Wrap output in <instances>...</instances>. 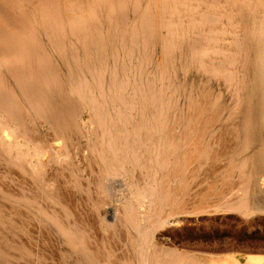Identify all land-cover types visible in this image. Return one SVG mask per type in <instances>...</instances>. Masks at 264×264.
Wrapping results in <instances>:
<instances>
[{
    "label": "bare ground",
    "instance_id": "1",
    "mask_svg": "<svg viewBox=\"0 0 264 264\" xmlns=\"http://www.w3.org/2000/svg\"><path fill=\"white\" fill-rule=\"evenodd\" d=\"M220 18L223 19L221 24L219 23ZM221 26L222 29L219 28ZM222 34L224 35L222 36ZM225 40L229 42H225ZM178 69L185 74L195 73L197 78L200 77L203 80L206 78V83L200 82V86L201 84L202 86H198V92L193 94L192 85L190 87L192 93L188 94L187 92V100L185 99L187 112L183 108V111L187 113L185 116L179 110L181 104L178 106V100H180L179 95L181 94L179 91L186 92L188 88H183L186 84L177 86L175 76ZM183 77L186 76L183 75ZM213 78L223 83V86L229 90L232 100L236 102L235 106L228 107L229 118L227 116L224 118L225 109L217 110L214 107L216 105L215 102L213 103L215 95L210 91V83ZM185 83L187 82L185 81ZM181 100L183 101L182 98ZM228 103L225 105L228 106ZM241 104L246 106L243 119L241 118L243 126L240 127L241 132L239 131V133L241 134H239V127L236 129L239 123L235 125L231 120L237 116L240 117L238 110ZM258 108L262 111L259 115L261 119L258 120L262 122L264 131V0H0V164H3L7 171L16 172L18 177L29 178V184L32 182L31 180L35 181L33 185L34 183L38 184L37 181H41V186L38 184L39 188L45 190L48 188V192L53 195H58L59 189H56L58 185L62 188L65 186L58 183V181L61 183V178H64L63 180L72 179L77 184H81L80 181L83 172H85L81 164L86 161L87 168L94 171L92 172L90 169L87 171L86 168V172H92L91 174L93 176L96 174V177L94 180L89 181L88 178V181L85 180L86 186L82 184L85 186L83 192L86 190L90 195V185L95 184L102 200L106 202L114 198L112 197L113 193L109 191L112 181L117 188L125 186L124 189L130 190V197L133 200L123 201L119 215H117L116 209L114 210L109 205L113 201L106 202L105 216L114 218L115 223L113 220L112 223L115 224V228L121 227V222L136 232L137 236L131 238L126 233L124 234L130 239L129 244L132 249L134 247L133 255L136 254L134 256H138L142 264H147V262L148 264H191L187 262V256L181 254L180 251L178 253L176 249H161L155 247L154 244L152 246L155 248L150 247L155 233L159 236L161 233L163 237L164 229L167 226L185 223L187 215L229 210V207L232 210L235 209L236 212L245 213L249 210L245 194L237 197L235 202L231 201L233 196L231 199L229 198V183L234 179V173H237L239 177L236 176L239 191L242 188L245 190L247 185L245 190L247 192L249 186H252L250 181L253 173L244 175L245 163L240 165V168L238 162L237 165L228 163L224 177L219 180L218 177L217 180H211L209 183L205 181V184H200V186L203 185V188L197 186L194 191L191 189L193 185L191 175L202 165H211V163L218 165V161L222 162L220 160H223L229 152L227 150H231L232 142L227 143L231 129L236 131V139L240 140L241 137L243 148L246 150L252 141L253 126L257 119L254 118V115L258 116L259 113H256L259 111ZM86 114L87 121H85ZM256 130L258 131L257 128ZM234 138L231 136V140ZM233 142L237 143V140ZM225 143L229 145L228 149L224 147ZM233 145L232 148L235 146ZM221 146L224 147L223 150ZM219 147L222 151L218 150ZM257 155V159L263 163L264 167V150ZM229 159L232 161L231 158ZM238 159L240 160V158ZM247 159L249 160L246 158V161H248ZM253 160L254 158L250 161ZM255 166L254 169H256ZM206 167L204 166L205 169ZM215 169H212V172ZM244 170L247 171L245 168ZM254 171L257 172V170ZM50 172L53 174L52 177L49 175ZM201 173L198 172V175L201 176ZM208 173L207 171L206 175ZM86 175L88 176L87 173ZM198 175L197 177H200ZM212 175L214 174L212 173ZM4 176L5 174L0 176V196L2 195L4 199L21 201L26 204V208L27 205L32 208L37 207L39 197L37 200H33L30 195L27 197L25 192L15 193L19 190L18 188H16L17 190L12 188L16 190L13 192L8 187L11 183L7 182L9 176L6 180L8 185H5L6 176ZM89 178L91 177L89 176ZM3 179L4 181H2ZM69 180L67 181L71 184ZM10 181L16 180L13 178ZM17 181L22 182L20 179ZM258 182L257 184H259ZM12 183L14 184V182ZM82 185L78 188H82ZM220 185L222 186L219 187ZM19 187L23 188L22 185ZM35 188L38 186L35 185ZM78 188L76 187L77 190ZM56 190L58 191L56 192ZM61 190L65 189H60L59 195ZM91 190L93 191V188ZM126 193L128 194V191ZM71 194L73 192L68 196L70 197ZM96 195L98 196V194ZM35 197L37 196L35 195ZM64 197L67 201V197ZM73 197L70 199L73 200ZM84 198L86 200L87 197ZM55 200L61 201L56 198ZM72 200L68 201V205L69 202H72L73 205L77 204L78 200L75 203ZM96 202L100 204V202ZM5 203L4 206H6ZM52 203L50 204L52 205ZM9 205L13 212L15 208L12 209L11 203ZM13 206L15 207L16 204ZM95 206L98 207V204ZM26 208H22V211H25ZM64 208L69 211V207ZM43 209L39 208L38 213L43 212L42 215H44L45 209ZM46 209H50V207ZM54 209L57 210L55 207ZM58 209L60 210V206ZM63 209L61 208V211ZM9 210L2 211L0 209V212H10ZM46 211L51 212L52 210ZM80 211L83 216L84 213L82 210ZM55 212H47L44 216L47 215V218H50L48 220L56 223L60 218H57L59 215L56 213V216ZM74 212L73 215L76 214V211ZM26 213L27 211H25ZM89 213H87L88 216ZM64 214L66 215V213ZM31 216L29 217L32 219ZM62 216L60 214V217ZM105 216L104 218H107ZM4 219L1 215L0 221L7 223V219ZM76 219L78 218L76 217ZM59 221L61 222V219ZM69 221L72 222L71 219ZM25 222L21 224L24 225ZM83 223L86 225L85 222ZM15 224H17L16 221ZM52 224L54 225V222ZM64 224L68 223L64 222ZM2 225L4 227V223ZM2 225L0 224V227ZM61 225L63 226L62 222ZM96 226L98 228V224ZM104 226L106 228V225ZM45 227L49 229V226ZM64 227L67 225L62 228ZM90 227L93 226L90 225ZM120 227L118 228L120 229ZM15 229L21 231L19 227ZM93 229L98 232L96 227ZM121 229L123 228L121 227ZM76 230L78 233L80 232L78 228ZM99 230L101 229L99 228ZM67 231L69 233H66ZM67 231L63 234H68L66 237L74 245L81 244L82 248H85L92 242L89 241L91 237L87 236L83 230L79 235L74 234V231ZM120 232L122 230L118 233ZM21 233L15 234L14 231L10 236H17ZM118 233L114 232L116 236ZM121 234L120 236L124 237V234ZM10 236L9 239L12 240L11 238L14 237ZM20 236L19 238H21ZM0 237L2 238L1 235ZM4 237L5 235H3ZM109 237L111 238V236ZM67 238L66 240H68ZM96 238L98 240L97 236ZM103 238L107 239L106 236ZM124 238L126 239V237ZM9 239L7 238V241H10ZM125 239L122 238L123 241ZM16 240L19 239L15 237L13 242ZM35 240L37 242L38 239ZM10 242L12 243V241ZM6 243L8 244V242ZM117 243L119 244V242ZM33 244L31 243V245ZM202 244L204 245V243ZM194 247L196 248V245ZM18 248L21 250V247ZM201 248L198 247L199 251ZM219 248L220 246H214L209 250L212 252ZM7 250L0 249V254L4 255V251L7 253ZM236 250L238 249L236 248ZM26 251L28 250L26 249ZM26 253L23 255L22 251V256L18 255L22 258L27 256ZM113 253L117 255V252L113 251ZM212 253L214 254L212 255ZM212 253L208 257L217 258L216 253ZM73 254L74 258H72L75 259L78 255ZM92 254L98 259L101 256L98 252L94 254L92 251ZM107 254L111 253L107 252ZM6 255L8 256V253ZM18 255L16 253L17 257ZM69 257L67 256L68 259ZM41 258L43 259V257ZM88 258L90 257L88 256ZM121 259L122 263L123 259ZM124 259L126 260V258ZM244 260L243 264H264V258L258 255L248 256ZM14 261L10 263L14 264ZM59 261H62V258ZM59 261L58 264L61 263ZM114 261L113 263L116 262ZM91 262L93 263V261ZM131 262L135 263L134 260ZM21 263L26 264V261ZM127 264L130 263L127 262Z\"/></svg>",
    "mask_w": 264,
    "mask_h": 264
},
{
    "label": "rangeland",
    "instance_id": "2",
    "mask_svg": "<svg viewBox=\"0 0 264 264\" xmlns=\"http://www.w3.org/2000/svg\"><path fill=\"white\" fill-rule=\"evenodd\" d=\"M223 18V17H222ZM222 18H220V20H219V23L221 24V23H223V19ZM220 29H222V26L221 27H219ZM221 34V33H220ZM224 34H222V36H223ZM229 42L228 40H225V42ZM179 70V69H178ZM183 75L184 76H186V77H183ZM182 79H181V78ZM175 78H176V80H175V82H176V84H177V86L178 85H184V84H186V85H184L183 86V88H188V90L186 91V92H184V91H179V93H181L180 95H179V99L180 100H178L179 102H178V106L180 105V107H179V110H180V112L185 116V115H187V99H186V94H187V92H188V94L191 92V85H192V89H193V94H195V92H198V88L199 87H201L202 86V84H201V86H200V82L201 83H206V78L203 80V79H201L200 77H196L195 76V73H191V74H185V73H183V72H181V70H179L178 72H177V75L175 76ZM193 79V80H192ZM185 81L187 82V83H185ZM192 82V83H191ZM190 83V84H189ZM188 85H190V86H188ZM199 86V87H198ZM197 88V89H196ZM213 88L215 89L214 91H213ZM224 90H223V89ZM195 89V90H194ZM210 91H211V93H213L214 95V100H213V103L215 102V104L216 105H214V107H215V109H225V116H224V118H226V116L228 117L229 115V108H231V107H233V106H235V101L234 100H232V96H231V94L229 95V90L226 88V87H224L223 86V83L221 82L220 83V81L219 80H215V78H213L212 80H211V83H210ZM218 91H220V92H218ZM183 92V93H182ZM192 93V92H191ZM215 93H217V94H215ZM220 94V95H219ZM224 95V96H223ZM225 95H227V96H225ZM184 96V97H183ZM216 96H219L220 98H217ZM230 96V97H229ZM222 97V98H221ZM225 97V98H224ZM181 98L183 99V101L181 100ZM228 98V99H227ZM186 99V100H185ZM222 99H224V100H222ZM231 100H232V102H231ZM186 101V103H184ZM219 101V102H218ZM223 101V102H222ZM229 102V103H228ZM220 103V104H219ZM228 103V106H226L225 104H227ZM186 104V105H185ZM233 104V105H232ZM183 105V106H182ZM186 106V107H185ZM220 108H219V107ZM241 107H239V110H238V112H239V115H240V117L239 116H237V117H235V118H237V119H235V118H233V120H231V122L233 123V124H238L239 123V126H237L236 127V129H238V127H239V129H238V133H239V131L241 130L240 129V127L242 128V126H243V121H241V118L244 116V114H245V106L246 105H243V104H241L240 105ZM229 107V108H228ZM185 109V111H183L184 109ZM242 110V111H241ZM258 110L260 111V109L258 108ZM241 111V112H240ZM256 112V113H259L258 114V116H257V114L256 115H254V118L256 119V120H258V119H261L260 117H259V115L262 113V111H260V112ZM88 116H87V114L85 115V121H87L88 120V118H87ZM229 118V117H228ZM227 118V119H228ZM243 119V118H242ZM239 120V121H238ZM255 120V122L256 123H254V126H253V134H252V141H251V143L249 144V147H247L246 148V150H245V148H243V145H242V140H241V137H240V140L239 139H236V131L234 130V129H231L232 131L231 132H229V142H227L228 144L230 143V141L232 142V144H230L231 145V150H233V151H231L230 149L229 150H227V151H229L230 152V155H229V152H228V154L226 155V157H224L223 158V160H220V161H222V162H217L218 163V165L216 164V163H211V165H207V164H205V163H203V164H205L204 166L206 167V169L204 168V166L202 165L201 167H203L202 169H201V167H200V169H196L195 170V173H193L191 176L193 177H191V181H192V183H193V185L191 186V189H193V191H194V189L195 188H197V186H199L200 188H203V185H201L200 186V184H205L206 182L205 181H207V183H209V181H211V180H217V178H218V180L221 178V177H224V171H225V168H226V166L228 165V163L230 164V163H232V164H235V165H237V162H238V167L240 168V165H244V163H245V165H244V168L247 170V171H245L244 170V168H243V172H244V175L246 176V174L247 175H251L252 173V180L250 181V185H252V186H249V188H248V190H247V192H245V190H246V188L248 187L247 185H246V187H245V190H244V188H242L241 190H243V191H239L238 190V179H236V176H237V178H239L238 177V175H237V173H234V175H233V178L234 179H232L231 181H230V183H229V198L231 199L232 197L231 196H233V199H231V201H234V200H236L237 199V197H240V196H242L243 194H245L246 196H247V198H246V203H247V206H248V211H246L245 213H243V212H241V211H237L236 212V210L234 209V210H232V209H230V207H229V210L228 209H226V210H221V211H217V212H212V213H210V212H203L202 214L201 213H199V214H194V215H192L193 216V218L191 217V215H187L186 216V219H185V223L184 222H182V223H180V224H176V225H174V224H171L170 226H167L165 229H164V233H163V237L161 236V233H160V236L162 237V240L160 239L161 237L159 236V234L157 235V233H155V236L152 238V244L150 243V247L152 248L153 246V244L154 245H156L155 247H157V248H161V249H164V248H173V249H176L177 250V252L178 253H180L181 252V254H185L184 256H187V262H190L191 264H243V263H245V260L244 259H246L248 256H260L261 258H264V167H263V163H261L260 162V160L259 159H257V157H258V155L257 154H259V152H261L262 150H264V131H263V126H262V122L261 121H259V122H261L260 124H259V122L258 121H256ZM225 121H227V120H225ZM225 121H223V122H225ZM236 121V122H235ZM228 122V121H227ZM235 122V123H234ZM222 124V123H221ZM262 126V127H261ZM256 128L258 129V131L256 130ZM262 129V130H261ZM234 131V132H233ZM261 131H262V134H261ZM218 132V130L216 131V133ZM235 133L234 135H233V133ZM241 132V131H240ZM220 134V133H219ZM230 134H231V136H233V140H231V136H230ZM239 134H241V133H239ZM263 136V137H262ZM261 137V138H260ZM254 139V140H253ZM261 139V140H260ZM263 139V140H262ZM235 140H237V143L236 142H233V141H235ZM260 141H261V143H260ZM238 142H239V144H238ZM233 143H236V145L234 146L233 145ZM257 143H260V144H257ZM226 145V143L225 144H223L224 145V147L226 148V149H228V147H229V145ZM256 144H257V146H256ZM232 145L234 146L233 148H232ZM254 145V146H253ZM259 145V146H258ZM238 146H240L239 148H238ZM224 147H222L221 146V148H222V150L224 149ZM259 147V148H258ZM217 148V147H216ZM221 148L219 147L218 148V150H220V151H222L221 150ZM235 148H236V150H235ZM240 150V151H239ZM259 150V151H258ZM253 151H255V152H253ZM258 151V152H257ZM233 152H234V154H233ZM244 152V153H243ZM245 152H247V153H245ZM239 153V154H238ZM251 153V154H250ZM252 154H253V156H252ZM255 154V155H254ZM228 155H229V157H228ZM237 155V156H236ZM246 157H245V156ZM248 155H249V157H248ZM228 157V159L226 160V158ZM229 158H231V160L232 161H229L230 159ZM238 158H240V160L238 159ZM245 158V159H244ZM246 158H249V160L248 161H250V160H252L253 158H254V160L253 161H250V162H248V161H246ZM251 158V159H250ZM256 159V160H255ZM258 160V161H257ZM225 161V162H224ZM256 161V162H255ZM240 162V163H239ZM242 162V163H241ZM252 162V163H251ZM85 163H87V161L85 162ZM85 163H82L81 164V167H83V170L86 172V168H87V166L85 165ZM222 163V164H221ZM256 164V166H255V164ZM220 164H221V168H220ZM224 164V165H223ZM1 165V169L0 170H2L3 172L1 173V171H0V176H3L4 174H5V176H6V178H5V183H6V180L8 179L7 177L9 176V179L7 180V182H11V183H9V185H8V183H6L5 185H8V187L13 191V192H15L17 189L16 188H18L19 190H17L15 193H19V192H25L26 194H27V197L30 195L31 196V198L33 199V200H37V198L39 197V201H38V205H40L39 207H38V205H37V207L36 208H32V207H29L28 205H27V208H26V204L25 203H23V202H21V201H17L16 199H7V198H5L4 199V197L1 195L0 196V200H2V201H0V209L2 210V211H5V210H9L10 208H11V206L9 205L10 203H11V205H12V209L13 208H15V209H13L14 211L12 212L11 211V209L9 210L10 212H0V216L2 215V218L4 219V217H5V219L4 220H6L7 219V223H5V221L3 222L4 223V227H3V223L0 221V224L2 225L1 227H2V229H1V227H0V230L2 231H0V235L2 236V238L0 237V246H2V247H0V249H5V250H7V253H8V256L6 255L7 253H6V251H4L5 252V256L4 255H1L0 254V263L1 264H12V263H10V262H12V261H14V264H25V263H21V262H24V261H26V264H28L29 262L31 263V264H58V261L62 258V261H59V262H61V263H59V264H66L67 262L70 264H79V262H80V264L82 263V264H102V263H104V264H127V262L128 263H133V262H131V261H133L134 260V262L135 263H133V264H142V261H140V259H139V257L137 256H134V255H136V254H134L133 255V253H135V250H134V247H133V249H132V246L129 244V240L130 239H128V236H130V238L131 237H133V236H137L136 235V232H134L129 226H127V225H125L124 223H121L120 222V225H121V227L123 228V229H121V227L120 226H117L116 228H115V221L113 220L114 218H110L109 216H105V207H106V202H110V201H113L112 203H109V205L116 211V212H118L117 213V215H119V212H120V210H121V207H122V204H123V201H126V200H133V199H131V195H130V193H129V191L130 190H128L127 188L126 189H124L125 188V186L123 187V188H121V187H116L115 185H114V181H112L111 182V186H110V188H109V191L111 192V193H113L112 194V197H114L113 199H111V200H109V201H104V200H102L103 198H102V196L100 195V193L98 192L99 191V189H98V191H97V187L95 188V184H93V186L92 185H90V191H91V194L89 195L87 192H86V190L83 192V190H84V187L86 186V184H84V182L86 183V181H88V179H89V181L90 180H94V178L96 177V174H94V176L91 174L92 172H94L91 168H89L90 169V171H92V172H86L87 174H88V176L86 177L85 176V172H83L84 174H83V176H82V179H81V181H80V185L79 184H77V182H74L72 179L71 180H69V179H65V180H63L62 178H61V183H60V181H58V183L60 184V185H62V186H64V187H66V188H62V187H60L59 185L56 187V189H59V191H60V189H65L69 194L70 193H72L73 192V194H71L70 195V197L68 196L69 194L65 191V190H61V193H60V195H59V191L58 190H56V192L58 191V195L57 194H55V195H53L52 193H50V192H48L49 190H48V188H46V190L43 188V189H41V188H39V185L41 186V184H42V182L40 181H37L38 182V184L37 183H34V185H33V182H35V181H33V180H31L30 182V184H29V178L28 179H26V178H22L23 176H20V177H18L19 175H17L16 174V172H10L9 170L7 171V168H4V165L3 164H0ZM3 165V166H2ZM83 165V166H82ZM248 165V166H247ZM209 166H210V168H209ZM252 168H251V167ZM254 166H255V168L256 169H254ZM258 166V167H257ZM215 167H216V169H215ZM263 167V168H262ZM208 168V169H207ZM260 168V169H259ZM4 169V170H3ZM88 168H87V171L89 170ZM212 169L214 170L215 169V171H216V173H215V171H213L212 172ZM258 169H259V172H258ZM199 170V171H198ZM204 172H203V171ZM211 170V171H210ZM218 170H220V171H218ZM254 170H257V172L256 171H254ZM12 171V170H11ZM201 171H202V173H204L203 174V176H202V173H201ZM206 171V172H205ZM207 171L210 173L211 172V174H207L206 175V173H207ZM218 171V172H217ZM198 172L199 173H201V176H200V174L198 175ZM219 172H220V175H219ZM236 172H237V170H236ZM250 172V173H249ZM11 173H13V174H11ZM15 173V174H14ZM212 173L214 174V175H212ZM222 173V174H221ZM198 176H200V177H197V175ZM13 175V176H12ZM14 175H15V177H14ZM49 175L51 176H53V174H52V172H50L49 173ZM206 175V176H205ZM209 175H210V177H209ZM222 175V176H221ZM4 176V177H5ZM12 176V177H11ZM51 176V177H52ZM89 176L91 177V178H89ZM256 176V177H255ZM16 177H18V178H16ZM205 177V178H204ZM208 177H209V180H208ZM257 177H258V179H257ZM13 178H14V180H16V181H10V180H13ZM69 178V177H68ZM85 178V179H84ZM88 178V179H87ZM93 178V179H92ZM196 178V179H195ZM199 178L201 179L200 181H199ZM203 178V179H202ZM207 178V179H206ZM214 178H216V179H214ZM253 178H255V179H253ZM18 179H20V181H22V182H19V181H17ZM23 179V180H22ZM87 179V180H86ZM27 180V181H26ZM64 182H63V181ZM67 180H69L70 182H71V184L67 181ZM84 180V181H83ZM86 180V181H85ZM204 180V181H203ZM258 180H259V182H258ZM2 181H4V179L2 180ZM43 181V180H42ZM253 181V182H252ZM255 181H256V184H255ZM12 182H14V184L12 183ZM19 182V183H18ZM25 182H27L26 184H25ZM74 182V183H73ZM257 182L259 183V184H257ZM16 183V184H15ZM17 183L19 184L18 186H17ZM57 183V182H56ZM55 183V184H56ZM67 183H68V186H67ZM196 183V184H195ZM198 183V184H197ZM221 183V182H220ZM254 183V184H253ZM13 184V185H12ZM69 184H70V187H69ZM72 184H73V186H72ZM82 184H84L85 186H83ZM232 184V185H231ZM11 185V186H10ZM16 185V186H15ZM23 186V188H20L19 186ZM35 185H37L38 186V188H35ZM54 185V184H53ZM57 185V184H56ZM76 185V187L78 188V187H80L81 185L83 186L82 188H78V190L76 189V187L74 188V186ZM240 185V184H239ZM28 186V187H27ZM34 186V187H33ZM73 188H72V187ZM92 186V187H91ZM115 186V187H114ZM194 186V187H193ZM222 185H220L219 187H221ZM233 186H235V187H233ZM29 187H30V189H29ZM32 187V188H31ZM16 189V190H13V189ZM28 188V189H27ZM68 188H70V189H68ZM93 188V191L91 190ZM32 189V190H31ZM35 189V190H34ZM41 189V190H40ZM71 189L73 190L72 192H71ZM76 189V190H75ZM232 189V190H231ZM235 189V190H234ZM28 190V191H27ZM31 190V191H30ZM40 190V191H39ZM43 190V191H42ZM234 190V191H233ZM237 190L239 191L238 193H237ZM27 191V192H26ZM31 193H30V192ZM63 191V192H62ZM122 191V192H121ZM128 191V194L126 193V192ZM233 191V192H232ZM35 192V193H34ZM39 192H42V193H39ZM45 192V193H44ZM98 192V193H97ZM125 192V193H124ZM235 192V193H234ZM29 193V194H28ZM50 193V194H49ZM67 193V194H66ZM82 193V194H81ZM237 193V194H236ZM241 193V194H240ZM37 196V197H35V195ZM38 194H39V196H38ZM42 194V195H41ZM47 194V197H45V195ZM63 194H65L64 196H68L67 197V201L65 200L66 198L63 196ZM80 194H81V196H80ZM96 194H98V196L96 195ZM34 195V196H33ZM52 195V196H51ZM92 195V196H91ZM95 195V196H94ZM29 196V197H30ZM43 198H42V197ZM51 196V198H48V197H50ZM56 196V197H55ZM72 196H74L73 197V200L72 199H70ZM75 196H76V198H75ZM80 196V197H79ZM82 196H84V197H87L86 198V200H85V198L84 197H82ZM94 196V197H93ZM124 196V197H123ZM234 196H236L235 198H234ZM2 197V198H1ZM34 197V198H33ZM54 197V198H53ZM62 197H63V199H62ZM82 197V198H81ZM90 197V198H89ZM94 198V200H95V202L96 201H98V202H100V204L99 203H95L94 202V200H93V198ZM97 199H96V198ZM123 197V198H122ZM30 198V199H31ZM55 198L56 199H60L61 201H58V200H55ZM75 198V199H74ZM79 198H81L82 199V201H81V199H79ZM111 198V197H110ZM126 198V199H125ZM5 200V202H4V200ZM44 199V200H43ZM99 199V200H98ZM117 199V200H116ZM119 199V200H118ZM123 199V200H122ZM125 199V200H124ZM229 199V200H230ZM15 200V201H14ZM43 202H41V201ZM53 201V203H52V201ZM64 200V201H63ZM70 200H72L74 203H75V201H77L76 203V205H73V203L71 202H69V205H68V201H70ZM88 200V201H87ZM121 200V201H120ZM9 201V202H8ZM13 201V202H12ZM17 201V202H16ZM47 201V202H46ZM49 201H51V202H49ZM85 201H86V203H87V205H86V203H85ZM92 201V202H91ZM119 201V202H118ZM1 202H3V203H1ZM7 202H8V204H7ZM58 202H60V203H58ZM67 202V203H66ZM79 202H82L81 204L79 203ZM115 202V203H114ZM117 202V203H116ZM235 202V201H234ZM4 203L6 204V206H4ZM22 205H21V204ZM46 203V204H45ZM50 203H52V205L50 204ZM64 203H65V205H64ZM84 203V204H83ZM90 203V204H89ZM97 205L98 204V207L97 206H95V204ZM103 203V204H102ZM14 204H16V206L14 207L13 205ZM48 204H50L49 206H48ZM56 204L58 205L57 207H56ZM62 204V205H61ZM72 204V205H71ZM79 204V205H78ZM88 204H89V206H88ZM93 206H92V205ZM111 204H113V205H111ZM119 204V205H118ZM9 205V206H8ZM24 205V206H23ZM81 205V206H80ZM84 205H86V207H84ZM91 205V206H90ZM103 205V206H102ZM4 206V207H3ZM8 206V207H7ZM18 206V207H17ZM57 209V210H55L54 209V207ZM59 206H60V210L58 209L59 208ZM69 207V211L66 209V208H64V207ZM73 206V207H72ZM82 206H83V208H82ZM88 206V207H87ZM5 207H7V209H5ZM50 207V209H46V208H49ZM51 207H53V208H51ZM76 207V208H75ZM78 207V208H77ZM90 207H92V208H90ZM94 207V208H93ZM117 207V208H116ZM2 208H4V209H2ZM20 208H21V211H22V208H26V210L25 211H27V213L25 214V211L23 210L22 212L20 211ZM29 208V209H28ZM39 208L40 209H42V208H44L45 209V213H44V215L48 212V213H51V212H55V215L57 216V214L59 215V216H57V218L59 219H61V222H62V224H63V226L65 225H67V227H68V229H67V227H64V228H66V229H64V228H62L63 226L61 225V222L59 221H57L56 223H55V221H52L51 222V220H48V219H50V218H47V215L46 216H44V215H42V211L44 210H40L42 213H38V211H39ZM61 208L63 209L62 211H61ZM72 208V209H71ZM82 208V209H81ZM98 208V209H97ZM101 208V209H100ZM103 208V209H102ZM35 210L34 212H32L33 210ZM74 209V210H73ZM76 209V210H75ZM88 209V210H87ZM90 209V210H89ZM251 209V210H250ZM256 209V210H255ZM261 209V210H260ZM37 210V211H36ZM46 210H52L51 212H49V211H46ZM66 212H65V211ZM71 210H73V211H71ZM78 210V211H77ZM80 210H82V212L84 213L83 214V216H82V213H81V211ZM84 210H85V212H84ZM74 211H76V214H74L73 215V212ZM88 211V212H87ZM89 211H91L90 213H89ZM95 211V212H94ZM99 211V212H98ZM231 211V212H230ZM12 212V213H11ZM29 212H30V215H32L31 217H32V219L29 217L30 215H29ZM62 212H64V213H66V215L64 214V213H62ZM69 212V213H68ZM78 212V213H77ZM79 212H80V215H79ZM89 213V216L87 215V213ZM94 214H93V213ZM219 212H221V213H219ZM2 213V214H1ZM9 213H10V215H9ZM14 213H16V214H14ZM18 213V214H17ZM38 213V214H37ZM57 213V214H56ZM75 213V212H74ZM86 213V214H85ZM97 213V214H96ZM5 216H4V215ZM37 214V215H36ZM52 214H54V213H52ZM60 214H61V216L63 217V219H62V217H60ZM69 214H71V215H69ZM249 214V215H248ZM259 214V215H258ZM12 215V216H11ZM27 217L26 219H25V216ZM38 215H39V217H38ZM93 215V216H92ZM100 215V216H99ZM105 217H107V218H104V216ZM244 215V216H243ZM7 216V217H6ZM9 216V217H8ZM16 216V217H15ZM22 216V217H21ZM23 216H24V218H23ZM66 218H65V217ZM68 216H70V217H68ZM78 216H80V217H78ZM239 216V217H238ZM17 218L16 220L14 219V218ZM21 217V218H20ZM38 217V218H37ZM71 217H73V218H71ZM76 217L78 218V219H76ZM84 217V218H83ZM100 217V218H99ZM188 217V218H187ZM20 218V219H19ZM82 218H83V222H85L86 223V220H87V222H88V224H89V226H88V224L86 223V225L83 223V225H82V223H81V221H82ZM85 218H87V219H85ZM103 218V220H101L102 221V223H100L101 221H100V219H102ZM229 218V219H228ZM248 218V219H247ZM260 218V219H259ZM9 219V220H8ZM11 219H13V220H11ZM37 219V220H36ZM44 219V220H43ZM71 219V221L73 222V220H74V222L72 223V222H70L69 220ZM73 219V220H72ZM89 219H90V221H89ZM110 219V220H109ZM253 219V220H252ZM17 220H19V221H17ZM42 220V221H41ZM65 220V221H64ZM92 220V221H91ZM112 220L114 221V223H112ZM190 221V222H187V221ZM251 220V221H250ZM15 221H16V223L17 224H15ZM25 221H27V222H25L26 224H21V223H24ZM30 221V222H29ZM37 222V224H36V222ZM41 221V222H40ZM44 221V222H43ZM68 221V222H67ZM77 221V222H76ZM108 221V222H107ZM40 222V223H39ZM43 222V223H42ZM54 222V225L52 224ZM64 222L65 223H68V224H64ZM93 222H95L94 224H93ZM105 222V223H104ZM109 223V224H107V223ZM42 223V224H41ZM59 223H60V225H59ZM72 223V224H71ZM79 223V224H78ZM112 223V224H111ZM15 226V228H20L19 230H21V231H16V230H18V229H15L14 228V226ZM21 224V225H20ZM36 224V225H35ZM43 224H46L45 226H49L48 228L49 229H47ZM98 224V228H97V225ZM182 224V225H181ZM28 225V226H27ZM30 225V226H29ZM40 225V226H39ZM41 225H43L42 227H41ZM70 225H71V227H70ZM90 225L91 226H93L92 228L90 227ZM104 225H106V228H105V226ZM111 225H113V226H111ZM119 225V224H118ZM6 226V227H5ZM24 228H23V227ZM27 226V227H26ZM79 226V227H78ZM81 226V227H80ZM85 228H84V227ZM88 226V227H87ZM102 226V227H101ZM109 228H108V227ZM11 227V228H10ZM58 229H57V228ZM96 227V229L98 230V232L95 230V229H93V228H95ZM111 227V228H110ZM118 227H120V229L122 230V232H120V233H118L119 231H121ZM128 227V228H127ZM3 228H4V230H3ZM26 228V229H25ZM28 228V229H27ZM70 228V229H69ZM78 228V230L82 233V230H83V232L84 233H86L87 234V236H90L88 239H89V241H92L93 242V245H92V242H90V245H92L91 247H90V245L88 246H86V247H88V248H82V245L81 244H77V245H74L67 237H68V234H63V233H65L67 230H70V232H73L74 231V234H77V235H79V233L77 232V229ZM81 228V229H80ZM83 228V229H82ZM99 228L101 229V230H99ZM115 228V229H114ZM118 228V230H116ZM232 228V229H231ZM13 229V230H12ZM39 229V230H38ZM60 229V230H59ZM108 230V232H110V233H108L107 232V230ZM112 229V230H111ZM128 231H127V230ZM168 230V231H165V230ZM26 230V231H25ZM49 230H51V231H49ZM63 230H66V231H63ZM72 230V231H71ZM86 232H85V231ZM89 230V231H88ZM169 230H170V232H169ZM11 231V232H10ZM14 231H15V234H19L20 232H22L20 235H25V236H20V235H17V236H10V235H12V233H14ZM23 231H25V232H23ZM28 231V232H27ZM45 231V232H44ZM100 231V232H99ZM105 231V232H104ZM132 232V233H129V232ZM49 232V233H48ZM90 232H92L91 233V235H90ZM104 232V233H103ZM114 232H115V234L116 233H118L117 234V236L114 234ZM165 232H167V233H165ZM39 233V234H38ZM42 233V234H41ZM61 233H62V235H61ZM66 233H69L68 231L66 232ZM122 233V234H121ZM124 233H126V235H128V236H125V234ZM10 237H14V238H11L12 240H10L9 239V236ZM30 234V235H29ZM49 236H48V235ZM55 234V235H54ZM58 236H57V235ZM89 234V235H88ZM104 234V235H103ZM106 234V235H105ZM120 234L121 235H123L124 234V237H126V239L123 237V236H120ZM130 234V235H129ZM3 235H5V237L4 238H6V235H7V238L10 240V241H12V243L10 242V241H7V238L6 239H4L3 238ZM44 235V236H43ZM175 235V236H174ZM19 236L21 237V238H19ZM31 236V237H30ZM67 236V237H66ZM96 236L98 237V240H96L97 238H96ZM107 237V239L106 238H103V237ZM109 236H111V238L109 237ZM112 236H114V237H112ZM158 236V237H157ZM15 237L16 238H18L19 240H16L15 242H13L14 240H15ZM25 237V238H24ZM100 237V238H99ZM117 237V238H116ZM120 237H122L123 239H125L124 241L122 240V238H120ZM168 237V238H167ZM31 238H33V239H31ZM57 238V239H56ZM59 238V239H58ZM63 238V239H62ZM65 238V239H64ZM66 238L68 239V240H66ZM118 238H120V239H118ZM255 238V239H254ZM20 239H21V241H20ZM23 239V240H22ZM26 239V240H25ZM27 239H29V240H27ZM35 239H38L37 240V242H36V240ZM92 239V240H91ZM114 239V240H113ZM118 239V240H117ZM170 239V240H169ZM2 240V241H1ZM8 242V244L5 242ZM56 240V241H55ZM94 240H96V241H98V242H96V241H94ZM100 240V241H99ZM120 240V241H119ZM122 240V241H121ZM259 240V241H258ZM30 241V242H29ZM33 241H34V244H33ZM39 241V242H38ZM58 241V242H57ZM103 243H102V242ZM108 241V242H107ZM112 241H114V242H112ZM168 241H169V243H168ZM185 241V242H184ZM25 242V243H24ZM36 242V243H35ZM64 242V243H63ZM66 242V243H65ZM101 242V243H100ZM113 244H112V243ZM117 242H119V244L117 243ZM2 243V244H1ZM11 243V244H10ZM31 243L33 244V245H31ZM49 243V244H48ZM60 243V244H59ZM96 243V244H95ZM98 243V244H97ZM108 243V244H107ZM111 243V244H110ZM125 243H127V244H125ZM202 243H204V245L202 244ZM229 243V244H228ZM16 244V245H15ZM21 244H22V246H21ZM60 246H59V245ZM65 244V245H64ZM102 244V245H101ZM105 244V245H104ZM115 244V245H114ZM122 244V245H121ZM169 244V245H168ZM185 244V245H184ZM197 244H198V246H197ZM203 246H202V245ZM207 244V245H206ZM234 244H235V246H234ZM238 244V245H237ZM8 246V248H6V246ZM12 245V246H11ZM13 245H15V246H13ZM17 245H19L18 247H21L20 249L21 250H18L19 248L18 247H16ZM52 245H53V247H52ZM74 245V246H73ZM81 245V246H80ZM97 247H96V246ZM125 245V246H124ZM127 245V246H126ZM142 245H143V243H142ZM196 245V248L194 247ZM228 247H227V246ZM229 245H230V248H229ZM231 245H233V246H231ZM244 245V246H243ZM248 245V246H247ZM24 246V247H23ZM26 246V247H25ZM43 248H42V247ZM51 246V247H50ZM56 246V247H55ZM64 246V247H63ZM68 246V247H67ZM107 246V247H106ZM108 246H110V247H108ZM122 246H124L123 248L124 249H127V250H125L124 251V249L122 248ZM131 246V247H130ZM202 248H201V247ZM210 246V247H209ZM218 247V246H220V250L219 249H217V251L215 250V251H212V252H215L216 254H215V256L217 257V258H211V257H208V255L210 256V254L212 253L211 252V250H209L210 248H212V247ZM225 246V247H224ZM237 246V247H236ZM241 246H242V248H241ZM11 249H10V248ZM30 247V248H29ZM89 247H90V249H89ZM119 247V248H118ZM122 249H121V248ZM127 247V248H126ZM155 247H153V248H155ZM198 247L199 248H201V250H203V249H205V250H203V251H199V249H198ZM205 247V248H204ZM208 247V248H207ZM228 248V250H227V248ZM232 247V248H231ZM235 247V248H234ZM263 247V248H262ZM28 250V251H30V252H28V251H26V249ZM29 248V249H28ZM42 248V249H41ZM52 248V249H51ZM77 250H79V251H77ZM79 248V249H78ZM96 248H98V249H96ZM105 248H108V249H106L105 250ZM112 248H114L113 250H112ZM222 248V249H221ZM223 248H226V249H224L223 250ZM236 248L238 249V250H236ZM246 248V249H245ZM12 250V251H10V250ZM24 249V250H23ZM56 249V250H55ZM86 249H87V252H86ZM89 249V250H88ZM92 249V250H91ZM161 249H158V250H161ZM206 249H208L207 251H206ZM232 249V250H231ZM255 249V250H254ZM67 250H70L71 252L69 253V251H67ZM75 250V251H74ZM83 250V251H82ZM107 250H109V251H107ZM224 252H222V251ZM231 250V251H230ZM241 250V251H240ZM243 250H245V251H243ZM16 251V252H15ZM22 251H23V255H25L24 253H26V255L27 256H23L22 258H21V256H22ZM82 251V252H81ZM88 251H91L90 253H91V255H90V253L88 252ZM92 251H93V253L95 254L96 252H98V253H100L101 254V256H102V258H101V256H100V258L98 259V258H96V257H94L93 256V254H92ZM113 251L119 256H117V255H115L114 253H113ZM120 251V252H119ZM129 251H131L132 253H130ZM134 251V252H133ZM180 251V252H179ZM187 251V252H186ZM220 251V252H219ZM226 251H229V252H226ZM232 251H234L233 253H232ZM239 251V252H238ZM12 252V253H11ZM78 252V253H77ZM85 252H86V254H85ZM107 252L108 253H111V254H107ZM123 252V253H122ZM125 252H127V253H125ZM190 252V253H189ZM238 252V253H237ZM11 253V254H10ZM14 253V254H13ZM16 253H17V255L18 254H20V255H18V257L16 256ZM31 253V254H30ZM35 255H34V254ZM56 253V254H55ZM65 253H67L66 255H64V256H62L63 254H65ZM73 253H76V255H78V256H76L75 257V259H73L74 257V254ZM106 253V254H105ZM120 253H121V255H120ZM130 253V254H129ZM203 253V254H202ZM228 253V254H227ZM231 253V254H230ZM235 253V254H234ZM69 254H70V257H69ZM73 254V255H72ZM80 254V255H79ZM103 254V255H102ZM124 254V255H123ZM126 254V255H125ZM202 254V255H201ZM207 254V255H206ZM214 253H212V255H213ZM252 254V255H251ZM11 255V256H10ZM37 255H38V257H37ZM42 255V256H41ZM44 255V256H43ZM60 255H61V257H60ZM110 255H113V256H110ZM204 255H205V258H204ZM9 256H10V258H9ZM14 256V257H13ZM29 256H31V257H29ZM48 256V257H47ZM67 256L69 257V259L70 258H72L71 260H69L68 258H67ZM88 256L90 257V258H88ZM107 256H110V257H107ZM116 256V257H115ZM122 256V257H121ZM128 256V257H127ZM230 256V257H229ZM2 257H4L3 259H2ZM28 257V258H27ZM41 257H43V259L41 258ZM64 257V258H63ZM104 257V258H103ZM119 259H118V258ZM133 257V258H132ZM134 257H136L135 259H134ZM198 257V258H197ZM219 257H220V259H219ZM231 257H233V258H231ZM24 258V259H23ZM31 258H32V260H37L36 262H35V260L34 261H32L31 260ZM34 258V259H33ZM38 258L40 259L39 261H38ZM59 258V259H58ZM80 260H78V259ZM93 258H95V259H93ZM107 258H108V260H107ZM110 258V259H109ZM115 258H116V260H115ZM120 258H122L121 260H122V263H121V261H120ZM124 258H126V260L124 259ZM130 258H132V259H130ZM12 259V260H11ZM28 259V260H27ZM45 259V260H44ZM87 259V260H86ZM99 261H98V260ZM102 261H101V260ZM129 259L131 260L130 262H129ZM189 259V260H188ZM9 260V262L7 263V261ZM23 260V261H22ZM31 260V261H30ZM55 260V261H54ZM67 260V261H66ZM86 260V261H85ZM89 260V261H88ZM94 260H96L95 262H94ZM116 262H115V261ZM118 260V261H117ZM211 260V261H210ZM21 261V262H20ZM70 261H72V262H70ZM91 261H93V263L91 262ZM113 261L115 262V263H113ZM140 261V262H139ZM16 262V263H15ZM38 262V263H37ZM45 262V263H44ZM47 262V263H46ZM89 262H91V263H89ZM123 262H126V263H123ZM138 262V263H137ZM214 262V263H213ZM228 262V263H227ZM29 263V264H30ZM67 263V264H68ZM176 263V262H175ZM146 264V263H145ZM147 264H148V262H147Z\"/></svg>",
    "mask_w": 264,
    "mask_h": 264
}]
</instances>
